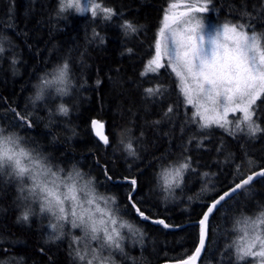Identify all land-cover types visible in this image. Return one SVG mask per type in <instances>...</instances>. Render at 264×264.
<instances>
[{"label":"trees","instance_id":"obj_1","mask_svg":"<svg viewBox=\"0 0 264 264\" xmlns=\"http://www.w3.org/2000/svg\"><path fill=\"white\" fill-rule=\"evenodd\" d=\"M174 1L96 0L116 12L111 20H102V13L92 18L73 9L58 15V0H0V46L4 48L0 53V127L17 134L23 147L45 157L53 171L63 169L64 175L75 168L94 179L100 195L116 198L120 218L147 236L146 244L139 243L127 259L117 257L122 264H130L129 260L156 264L191 255L198 244L197 221L208 203L264 167V131L248 137L240 132L229 135L215 126L201 130L190 122L192 109L182 103L174 73L161 68L141 75L154 54L164 11ZM206 15L212 23L243 22L250 25L249 31L264 33V0H212ZM125 20L138 31L126 35L120 26ZM64 62L69 64L72 81L69 95L46 90L41 100L33 102L41 78ZM157 85L164 90L163 96H147L144 90ZM61 103L69 108L67 116L57 112ZM169 105L171 119L163 115ZM254 107L253 119L264 129V97ZM12 109L21 115L30 112L32 127L18 126L22 122ZM94 119L105 124L108 145L95 137ZM157 120L159 124L153 123ZM122 139L131 140L138 158L127 154ZM201 140L203 146H197ZM184 157H190L195 171H186L183 183L165 200L168 193L160 187V172ZM105 168L111 179L105 176ZM126 177L136 178L132 200L149 220L139 217L131 206ZM19 197L18 181L5 170L0 175V262L78 264L69 245L72 235H83L79 228L64 224V236L50 239L52 217L40 215L38 203ZM26 206L34 214L28 222H18ZM261 207L264 177L213 212L198 264H234L231 249H225L242 236L243 225L235 222L253 216ZM156 219L169 227L153 223Z\"/></svg>","mask_w":264,"mask_h":264},{"label":"snow or ice","instance_id":"obj_2","mask_svg":"<svg viewBox=\"0 0 264 264\" xmlns=\"http://www.w3.org/2000/svg\"><path fill=\"white\" fill-rule=\"evenodd\" d=\"M211 3L212 0H181L168 5L162 16V26L154 40V54L146 62L141 75L157 73L161 68H168L170 73H174L178 94L183 98L182 103L192 109L190 122L197 124L199 129L215 126L224 129L229 135L235 136L240 132L248 137H255L257 133L264 131L253 119L256 115L254 106L264 97V33H258L254 29L249 31L250 25L243 22L207 24L200 14L207 13ZM58 6V15L69 9L81 15L90 13L92 18L99 12L102 13V20H111L116 15L112 8L103 7L96 0H58ZM120 26L126 35L138 31V27L131 21L125 20ZM94 35L99 36V33ZM3 51L4 48L0 46V53ZM128 51L131 52L132 49ZM71 87L69 64L64 62L52 73L41 78L33 102L41 100L46 90L54 91L60 96L69 95ZM144 91L149 97L164 94L159 85L148 87ZM12 111L18 121L22 122L18 126L32 127L30 112L21 115L15 109ZM57 112L67 116L69 108L61 103ZM171 113L173 107L169 105L163 115L171 119ZM153 123L159 124L160 121ZM91 128L99 141L104 145L109 144V136L105 133V124L102 121L92 120ZM120 143L124 145L129 156L138 158L130 139L127 142L122 139ZM197 146H203V141H199ZM190 168L195 171L190 157H184L161 170L160 187L168 193L165 200L173 195L175 188L180 187L184 173ZM5 170L18 181L20 199L38 203L40 215L48 214L55 218L56 223L49 224L52 230L50 239L64 236V224L81 230L83 235H72L69 245L70 255L78 264H115L111 254L113 251L124 254L123 242L128 238L123 233L124 229L131 236L143 237L139 228L120 218L119 209L113 207L116 204L114 196H102L96 191L93 178H86L75 168L64 175H61L63 169L53 171L45 157L35 149L21 146L17 134L8 133L5 128L0 127V175ZM236 170L244 175L240 172V165H236ZM104 172L111 179L107 168ZM203 175L207 177L209 173L205 172ZM257 176L264 177V169L234 183L228 192L209 204L197 221L198 246L191 255L175 261V264H197L208 239L209 218L217 205L226 197H231L233 193L250 185ZM125 179L131 186L128 193L131 206L139 217L149 220L150 217L132 200V193L136 190V178ZM33 214V209L26 206L17 218L18 222H28ZM152 222L169 227L162 219ZM235 223L243 225L239 229L242 236L227 245L225 250L231 249L229 257L235 258L234 264H241L246 260L248 264H264V207L253 216H242ZM93 242H96L95 247ZM105 252L108 254L105 255Z\"/></svg>","mask_w":264,"mask_h":264},{"label":"rangeland","instance_id":"obj_3","mask_svg":"<svg viewBox=\"0 0 264 264\" xmlns=\"http://www.w3.org/2000/svg\"><path fill=\"white\" fill-rule=\"evenodd\" d=\"M174 2H181V0H175ZM204 17V20L207 24H212V25H215V24H219V23H212L211 21L207 20V15L206 13H203V14H200ZM162 26V25H161ZM239 115V114H237ZM230 118V117H229ZM22 146V145H21ZM28 149V148H26ZM101 206L103 207L104 205L101 203ZM114 207V206H113ZM126 221V220H125ZM129 222V221H127ZM51 223H56V220L55 218L52 217V222ZM63 223V222H61ZM131 223V222H129ZM132 224V223H131ZM134 227L138 228L136 225L132 224ZM80 230V229H79ZM81 231V230H80ZM123 233L126 237H128L127 239L124 240L123 242V247H124V254L122 255L120 252L118 251H113L112 254H111V259L114 260L115 264H122L121 260L117 259V257H121V256H124L126 259H127V255L128 253H130L132 250H135V248L139 245V243H142V244H146V235L143 233V237L141 238L140 236H131L130 233H128V230L127 229H124L123 230ZM82 234V232H81ZM93 243H96V242H93ZM146 247V246H145ZM108 253L105 252V255H107ZM130 264H132V260H129L128 261Z\"/></svg>","mask_w":264,"mask_h":264},{"label":"water","instance_id":"obj_4","mask_svg":"<svg viewBox=\"0 0 264 264\" xmlns=\"http://www.w3.org/2000/svg\"><path fill=\"white\" fill-rule=\"evenodd\" d=\"M95 120H97V119H95ZM93 133H94V132H93ZM95 137H96V136H95ZM96 138H97V137H96ZM97 139H98V138H97ZM260 169H264V167H262V168H260ZM260 169H257V170H255V171L249 173V174H252V173H254V172H256V171H258V170H260ZM249 174H248V175H249ZM244 178H245V177H244ZM244 178H243V179H244ZM260 178H262V177L257 176V177H256L251 183L257 181V180L260 179ZM241 180H242V179H241ZM241 180H240V181H241ZM240 181H238V182H240ZM238 182H237V183H238ZM247 186H248V185H246L245 187H247ZM232 187H233V185H232L231 187H229L228 189H226L225 191H223V192H221L220 194H218L215 198L219 197V196H220L221 194H223V193L228 192ZM240 190H242V189H240ZM240 190H238L237 192L233 193L231 197H226L224 201H221V204H223L225 201L231 199L233 196H235L236 194H238V193L240 192ZM215 198H214V199H215ZM214 199H212V200L208 203V206H209V204H210ZM221 204H220V205H221ZM220 205H217V207L220 206ZM208 206H207V207H208ZM207 207H206V209H207ZM206 209H205V211H206ZM205 211H204V212H205ZM210 219H211V216H210V218H209V223H210ZM208 237H209V233H208ZM207 242H208V239H207V241H206V243H205V249H206V246H207ZM197 246H198V244H197ZM205 249H204V251L201 253V256H200L199 260L197 261V264H198L199 261L201 260L203 254H204V252H205ZM175 261H177V260H174V261H162V262H158V263H156V264H175Z\"/></svg>","mask_w":264,"mask_h":264}]
</instances>
